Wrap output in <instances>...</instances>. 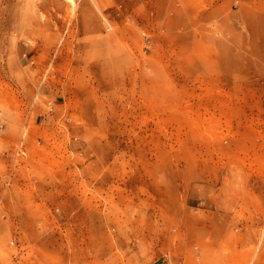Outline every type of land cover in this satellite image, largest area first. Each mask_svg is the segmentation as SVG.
<instances>
[{
	"label": "rangeland",
	"instance_id": "rangeland-1",
	"mask_svg": "<svg viewBox=\"0 0 264 264\" xmlns=\"http://www.w3.org/2000/svg\"><path fill=\"white\" fill-rule=\"evenodd\" d=\"M0 264H264V0H0Z\"/></svg>",
	"mask_w": 264,
	"mask_h": 264
},
{
	"label": "bare ground",
	"instance_id": "bare-ground-1",
	"mask_svg": "<svg viewBox=\"0 0 264 264\" xmlns=\"http://www.w3.org/2000/svg\"><path fill=\"white\" fill-rule=\"evenodd\" d=\"M49 1V0H48ZM68 1H70L71 2V0H68ZM50 3V2H49ZM53 5V4H52ZM66 6V5H65ZM74 11V10H73Z\"/></svg>",
	"mask_w": 264,
	"mask_h": 264
}]
</instances>
